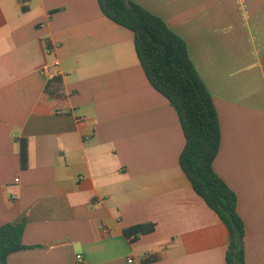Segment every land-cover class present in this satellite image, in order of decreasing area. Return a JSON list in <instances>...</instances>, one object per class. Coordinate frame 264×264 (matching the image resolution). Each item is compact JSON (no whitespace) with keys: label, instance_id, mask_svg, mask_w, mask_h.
<instances>
[{"label":"crops","instance_id":"1","mask_svg":"<svg viewBox=\"0 0 264 264\" xmlns=\"http://www.w3.org/2000/svg\"><path fill=\"white\" fill-rule=\"evenodd\" d=\"M130 1L185 42L246 264H264V0ZM133 39L98 0H0V226L23 223L26 246L6 264H226L229 231L182 171L178 116ZM55 59L50 94L40 69Z\"/></svg>","mask_w":264,"mask_h":264},{"label":"trees","instance_id":"2","mask_svg":"<svg viewBox=\"0 0 264 264\" xmlns=\"http://www.w3.org/2000/svg\"><path fill=\"white\" fill-rule=\"evenodd\" d=\"M98 4L108 19L132 31L136 55L149 83L176 111L185 138L179 165L195 193L229 231L226 264H246L245 225L237 211V195L213 168L221 140L218 114L185 42L159 17L130 0H98ZM48 92L56 94L58 88L52 86ZM21 159L23 163L24 147ZM23 229V223L0 226V264L26 248ZM153 231V224L137 225L124 234L134 239Z\"/></svg>","mask_w":264,"mask_h":264},{"label":"built area","instance_id":"3","mask_svg":"<svg viewBox=\"0 0 264 264\" xmlns=\"http://www.w3.org/2000/svg\"><path fill=\"white\" fill-rule=\"evenodd\" d=\"M51 49L47 50V53H50ZM59 62L54 60L52 63L44 64L40 69V74L45 78L46 88L54 86L56 79L59 77L60 72L58 71ZM15 182H18V178L15 179ZM78 261H81V258L78 257ZM131 262V260H129Z\"/></svg>","mask_w":264,"mask_h":264}]
</instances>
